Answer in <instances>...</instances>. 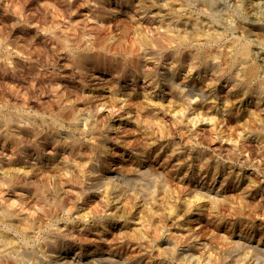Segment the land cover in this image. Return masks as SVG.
Here are the masks:
<instances>
[{"label": "rangeland", "instance_id": "374dc122", "mask_svg": "<svg viewBox=\"0 0 264 264\" xmlns=\"http://www.w3.org/2000/svg\"><path fill=\"white\" fill-rule=\"evenodd\" d=\"M251 29H264V0H0V115L12 118L0 129V214L11 221L0 223V264H15L21 243L10 227L42 213L30 243L40 264L64 251L184 264L170 247L202 264H264V96L175 53L151 58L143 42L222 34L227 50L237 36L264 72V35ZM97 45L111 62L77 60ZM30 125L41 134L22 132ZM143 170L150 197L129 181Z\"/></svg>", "mask_w": 264, "mask_h": 264}, {"label": "bare ground", "instance_id": "6f19581e", "mask_svg": "<svg viewBox=\"0 0 264 264\" xmlns=\"http://www.w3.org/2000/svg\"><path fill=\"white\" fill-rule=\"evenodd\" d=\"M161 1L165 2L167 0H161ZM242 7H243V3H242ZM245 11H244V13H245ZM240 12H239V14H241ZM236 15H237V13L235 14V16ZM240 21H242V20H240ZM230 22L232 23V20ZM228 25H230V23L227 24L226 26H228ZM233 25H235V24H231L230 27H233V29H234L235 26H233ZM237 26H239V25L237 24ZM230 27H228V28H230ZM245 27H247V26H245ZM195 30H196V33L199 35L200 30L198 29V27H195ZM224 32H225V30H224ZM237 32H238V30H237ZM227 33L228 32H226V34ZM243 34H245V33H243ZM248 34H249V36L252 35L254 37H255V35L258 36V34L264 35V29H262L261 31L260 30L254 31V29H251ZM212 35H214V34H212ZM245 35H247V34H245ZM209 36H211V35H209ZM214 36L207 37L205 40L198 39L197 42H191V40L189 41L187 39L188 37H186L184 35L183 36L182 35L177 36V38L174 39L173 36L168 35L166 33H162L159 35V38L156 41L153 40L154 42L148 41L146 39L143 40V42L146 44V47H147L146 51L150 55L149 57H151V58L154 56H157V55H163L164 56V55H166L165 53H171V54L175 53V55H177V63H179V64H182L183 62H185L186 59H188L189 61L199 63L202 68L207 67V66L211 67L221 75H223V73H226V71L230 72L229 76L231 75L234 77L233 78V83H234L233 87H235L237 89V91L241 90L244 93V95H250V94L258 92L259 95L257 96V99L262 100L263 99L262 97L264 96V95L261 96V94H264V76H263V74H261V72H263V71H261L260 66L257 62V59L255 57L254 50L252 49L253 45L251 46L250 42L239 40L238 39L239 37L233 36V37H235V42H233V43L231 42L233 38L231 39V41L230 40L229 41L231 42L230 45L232 44L234 49H227L226 50L224 48L225 46L222 47L227 51L226 52V51H224V49L221 50V48H220L222 43L220 46H217L220 43V39L222 38V34H218V36H220V37H214ZM257 36H256V38H257ZM223 38H224V35H223ZM240 38H242V37H240ZM247 38H248V36H247ZM247 38L245 37V40ZM258 41H260V40H258ZM0 44H1V42H0ZM172 44H174V45H172ZM135 45L136 44L133 45L134 47L132 46V49H128V50L123 51V52H126L123 55L125 59L134 57V54H136L135 53L136 52L135 51L136 50ZM217 47H219V50ZM228 47H230V46H227V48ZM215 49H217V50L214 51ZM94 52H98V53H92V52L87 51V50L80 51L79 53L77 52L78 53L77 57L79 58L77 60L84 59V58H88V59L93 58L97 62H105V61L111 62L112 61L110 58H108V57L106 58L103 54H101L103 52L102 47L98 48V45H97V50ZM224 61L226 62L225 64H223ZM226 74H228V73H226ZM184 96L185 95H183V99H184V101H186L188 99V96L187 95L185 97ZM7 115L6 116L0 115V129L2 128V126H6L4 128V130H6L7 127L9 125H11L12 118L9 117L10 115L9 116H7ZM11 116L13 117L12 114H11ZM21 116H23V114ZM72 116L76 117V114L74 113ZM20 129H22V127H20ZM3 132H5V131H3ZM3 132L0 130V134H2ZM22 132L33 133L36 135L41 134L40 132H38L34 128L33 125H30V126L23 128ZM153 176H154L153 174L149 173L148 171L143 170L137 174H132L129 181H132L136 186H138L140 188V190L143 193H145V195L148 194V196L150 197V195H149L151 193L150 191L154 192L152 188H153V186H156L153 184L152 186H150V187H152L151 188L152 190L149 189L150 183L152 182V180L154 181ZM155 179H157V178H155ZM6 181H7V184L9 186H12L16 189L25 188V187L30 188L33 191V193L36 195V198L39 201H41L42 203H43V201L46 202V198H47L46 191H44L42 189V187L35 185L32 181L21 180L19 175L15 174V173H9V172L6 173ZM133 183H131V184H133ZM156 183L157 182H155V184ZM106 184H108V183H106ZM108 186L112 187L111 185H108ZM45 207H46L45 212H47L50 209V206L48 204H45ZM172 207L174 210L175 206L173 205ZM42 210H43V204H42ZM41 219H43V213L40 216H38V218H34L33 220H35V221H29L28 220L29 226H28V222H27V225L23 226V227L15 226L14 224H13V227H10L17 234V236L19 237V242H21V243L19 246L17 243L14 244L16 250H13V254H10L12 256V258H11V260H8V261H11L15 264H40L41 263V259L36 255L34 249L30 246V243L32 241L31 240V229L39 228L37 221L41 220ZM0 220H1L0 223H3V224H5L7 222L11 223L10 218H8L7 214H5V213L0 214ZM4 236H8V234H5ZM168 252L173 256H179L180 260L184 264H202L200 260L193 258V255H191V254H189V256L185 255L184 251L181 253L182 255H180L177 252V250L173 247H170V249H168ZM4 255H5V253H0V262L4 261V260H2ZM51 264H127V263L125 262V260H123L121 257H119L117 255H111V256L105 257V256H103L99 253H95L93 251L90 254H88L85 258H83L78 253H71V252L64 251V254H61L59 256V258L56 261H53V263H51ZM251 264H260V263L252 262Z\"/></svg>", "mask_w": 264, "mask_h": 264}]
</instances>
